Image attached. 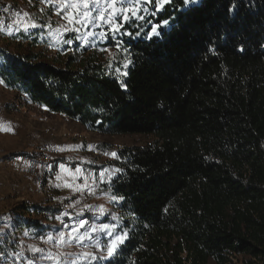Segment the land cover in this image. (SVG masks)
Instances as JSON below:
<instances>
[{
  "label": "trees",
  "instance_id": "obj_1",
  "mask_svg": "<svg viewBox=\"0 0 264 264\" xmlns=\"http://www.w3.org/2000/svg\"><path fill=\"white\" fill-rule=\"evenodd\" d=\"M148 10L108 31L122 74L94 55L61 67L0 48V81L101 133L155 137L117 151L108 189L127 236L104 264H264V0ZM59 213L21 201L13 225L39 236Z\"/></svg>",
  "mask_w": 264,
  "mask_h": 264
},
{
  "label": "rangeland",
  "instance_id": "obj_2",
  "mask_svg": "<svg viewBox=\"0 0 264 264\" xmlns=\"http://www.w3.org/2000/svg\"><path fill=\"white\" fill-rule=\"evenodd\" d=\"M7 1L15 4L17 13L0 28V48L61 67L70 57L80 61L94 55L120 74L130 62L120 43L104 45L110 42L108 31L116 37L114 32L127 20H142L150 14L151 4L157 9L166 4L160 7L143 0L137 15H116L121 5L109 7L106 0ZM125 15L130 18L125 20ZM32 23L36 26L31 27ZM25 25H29L27 30ZM154 140L153 135L93 130L32 103L25 94L0 81V238L9 248L0 249V264H55L52 258H59L61 264H104L121 244L108 255L116 237L127 236L125 216L108 189L117 173V151ZM41 152H50L53 157V178L42 194L27 173L24 160ZM21 201L51 204L60 208V213L42 218L45 234L37 236L34 229L27 228L19 231L13 225L12 210ZM208 264L217 263L210 259Z\"/></svg>",
  "mask_w": 264,
  "mask_h": 264
},
{
  "label": "built area",
  "instance_id": "obj_3",
  "mask_svg": "<svg viewBox=\"0 0 264 264\" xmlns=\"http://www.w3.org/2000/svg\"><path fill=\"white\" fill-rule=\"evenodd\" d=\"M17 13L15 4L0 0V28H5ZM27 173L31 176L39 193L45 192L53 178V157L50 152L32 154L25 159Z\"/></svg>",
  "mask_w": 264,
  "mask_h": 264
},
{
  "label": "snow or ice",
  "instance_id": "obj_4",
  "mask_svg": "<svg viewBox=\"0 0 264 264\" xmlns=\"http://www.w3.org/2000/svg\"><path fill=\"white\" fill-rule=\"evenodd\" d=\"M96 2H97V0H93V3H96ZM149 2H156L158 4V6L163 7V4L170 3L171 0H149ZM106 3L108 4L109 7H113L116 4L121 5V8L119 10H116V15H119L120 12H128V13H131V15H137L138 12L142 10L140 5L143 3V0H106ZM183 3L185 5L195 4V3H198V0H183ZM85 6H87V4H85ZM235 7L236 6L233 5V7L229 9V11H234ZM123 18L125 20H127L130 18V16L125 15ZM109 22L111 23V17H109ZM163 24L168 25L169 22L164 21ZM28 26L29 25H25V30H27ZM30 26L35 27L36 25H35V23H32ZM159 27H160V25H156L155 27H153L151 30V34L149 35L148 38H151V36H153V35H159V33L157 31V29ZM125 67H127V65H125ZM111 155L115 156L116 154L112 153ZM77 171H80V170L77 169ZM119 171H121V170L120 169L114 170V172H119ZM103 175H104V173H101V177H103ZM59 186L60 185H57V187H59ZM113 199H115V197H113ZM124 238H126V233L123 236H117L116 237V239L112 242V245L108 248V255L109 256H111L113 254L114 248L117 247L119 243H123ZM35 251H41V250L35 249ZM87 255H91V254H87ZM50 258H52V257H50ZM52 259L55 260V264H61V261L59 258H52Z\"/></svg>",
  "mask_w": 264,
  "mask_h": 264
}]
</instances>
